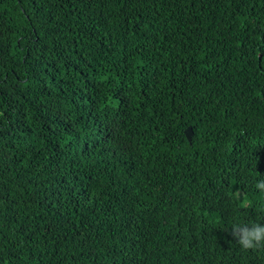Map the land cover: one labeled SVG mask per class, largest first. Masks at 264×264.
I'll return each instance as SVG.
<instances>
[{
	"label": "trees",
	"instance_id": "16d2710c",
	"mask_svg": "<svg viewBox=\"0 0 264 264\" xmlns=\"http://www.w3.org/2000/svg\"><path fill=\"white\" fill-rule=\"evenodd\" d=\"M261 180L264 0H0V264H264Z\"/></svg>",
	"mask_w": 264,
	"mask_h": 264
},
{
	"label": "clouds",
	"instance_id": "9594fccd",
	"mask_svg": "<svg viewBox=\"0 0 264 264\" xmlns=\"http://www.w3.org/2000/svg\"><path fill=\"white\" fill-rule=\"evenodd\" d=\"M256 188L264 191V180L258 181ZM231 234L245 250L264 247V225L260 223H234L231 227Z\"/></svg>",
	"mask_w": 264,
	"mask_h": 264
},
{
	"label": "water",
	"instance_id": "95a60500",
	"mask_svg": "<svg viewBox=\"0 0 264 264\" xmlns=\"http://www.w3.org/2000/svg\"><path fill=\"white\" fill-rule=\"evenodd\" d=\"M185 133H186L187 138L190 140V139H191V135H192L191 126H188V127L185 129Z\"/></svg>",
	"mask_w": 264,
	"mask_h": 264
}]
</instances>
